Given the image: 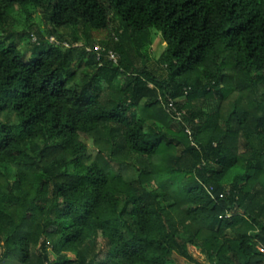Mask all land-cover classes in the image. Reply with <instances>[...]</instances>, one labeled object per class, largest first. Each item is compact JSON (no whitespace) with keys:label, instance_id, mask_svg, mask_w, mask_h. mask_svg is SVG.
<instances>
[{"label":"clouds","instance_id":"obj_1","mask_svg":"<svg viewBox=\"0 0 264 264\" xmlns=\"http://www.w3.org/2000/svg\"><path fill=\"white\" fill-rule=\"evenodd\" d=\"M157 5L0 0V264H264V0Z\"/></svg>","mask_w":264,"mask_h":264},{"label":"trees","instance_id":"obj_2","mask_svg":"<svg viewBox=\"0 0 264 264\" xmlns=\"http://www.w3.org/2000/svg\"><path fill=\"white\" fill-rule=\"evenodd\" d=\"M189 0H165V5H157V7H164V11H169V17H174L172 20L173 23H179L182 19L181 13H183V17L186 18L187 15L192 14L195 15L196 13L193 11V8H196L195 5L188 8L185 11V4H187ZM155 8L150 9V11L155 12ZM144 11H149V9H145ZM197 11H201L197 9Z\"/></svg>","mask_w":264,"mask_h":264}]
</instances>
